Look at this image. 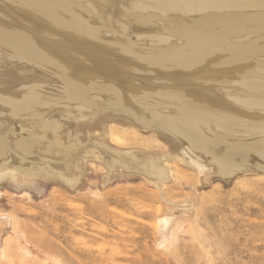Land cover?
Here are the masks:
<instances>
[{"label": "bare ground", "instance_id": "6f19581e", "mask_svg": "<svg viewBox=\"0 0 264 264\" xmlns=\"http://www.w3.org/2000/svg\"><path fill=\"white\" fill-rule=\"evenodd\" d=\"M130 128L172 151L107 142ZM251 153L264 161V0H0V182L71 189L87 155L107 182L121 168L165 200L172 160L206 179L249 171ZM154 219L166 246L178 225ZM12 224L4 254L64 264Z\"/></svg>", "mask_w": 264, "mask_h": 264}, {"label": "rangeland", "instance_id": "374dc122", "mask_svg": "<svg viewBox=\"0 0 264 264\" xmlns=\"http://www.w3.org/2000/svg\"><path fill=\"white\" fill-rule=\"evenodd\" d=\"M129 130L126 138L133 142L131 135H138L134 128ZM138 134L146 141L140 136L131 145L106 140L122 149L172 151L148 132ZM250 155L249 171L232 175L214 171L206 179L172 160L177 183H166L165 200L152 182L121 168L113 170L107 182L104 166L87 155L81 157L83 174L71 189L40 175L17 186L1 181L0 264H20L3 252L15 220L16 231L64 264H264V161ZM160 215L171 216V228L178 225L166 246L155 229L154 218Z\"/></svg>", "mask_w": 264, "mask_h": 264}]
</instances>
